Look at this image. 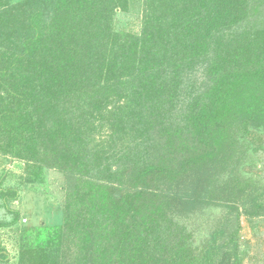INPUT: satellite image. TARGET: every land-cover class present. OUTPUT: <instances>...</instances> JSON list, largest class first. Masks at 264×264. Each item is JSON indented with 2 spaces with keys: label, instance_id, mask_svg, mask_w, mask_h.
Wrapping results in <instances>:
<instances>
[{
  "label": "trees",
  "instance_id": "16d2710c",
  "mask_svg": "<svg viewBox=\"0 0 264 264\" xmlns=\"http://www.w3.org/2000/svg\"><path fill=\"white\" fill-rule=\"evenodd\" d=\"M263 155L264 0H0V157L45 196L0 178L14 264H243Z\"/></svg>",
  "mask_w": 264,
  "mask_h": 264
},
{
  "label": "rangeland",
  "instance_id": "374dc122",
  "mask_svg": "<svg viewBox=\"0 0 264 264\" xmlns=\"http://www.w3.org/2000/svg\"><path fill=\"white\" fill-rule=\"evenodd\" d=\"M142 21L141 14L137 11H132L130 13H120L116 17L115 27L119 31H126L139 34L142 29ZM256 169H249L254 174L261 176L262 182L264 184V155L260 156V161L257 164ZM5 179V186L20 188L22 191V197L20 200L13 202L11 205L14 210H21L22 213L28 212L33 215L32 220H36V213H42L45 210V196L40 194H35L31 192H27L21 189L22 182L26 176V167L22 162H5L3 158L0 157V178L2 175ZM62 177L55 173L49 172L48 183L45 187H41L40 191H47L51 200L54 198L55 202L61 198V185H62ZM56 208L51 207L50 213H56ZM40 214V215H42ZM6 215L9 218L6 211L1 209L0 207V218H4ZM31 215L30 218H31ZM50 216V215H49ZM30 218L24 217L27 222H30ZM51 224H59L62 222L61 214H55L50 217L48 220ZM241 239L243 241L249 242L250 244V253L248 257H246L243 264H264V219L260 220L259 226L257 230H254L251 223L246 219L242 218V229H241ZM1 244L3 248L6 249L7 254L9 255L10 264H14L18 259V238L17 234L14 230L10 228L7 230H3L0 236Z\"/></svg>",
  "mask_w": 264,
  "mask_h": 264
}]
</instances>
